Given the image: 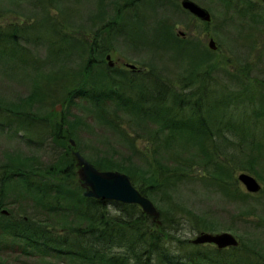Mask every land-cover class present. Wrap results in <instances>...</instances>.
Wrapping results in <instances>:
<instances>
[{
	"label": "trees",
	"instance_id": "trees-1",
	"mask_svg": "<svg viewBox=\"0 0 264 264\" xmlns=\"http://www.w3.org/2000/svg\"><path fill=\"white\" fill-rule=\"evenodd\" d=\"M20 1L4 0L0 9L20 7ZM138 1L96 0L92 7L96 11L87 15L97 25L92 37L64 33L59 41L49 42L48 54L40 60L19 50L16 29L0 26V61L18 56L24 64L21 71L26 64L33 68L26 96L8 103L3 99L4 107L0 100L9 122L18 120L16 129L5 128L0 121V132L16 133L18 128L34 132L32 128L38 125L53 150L50 161L39 151L43 143L30 153L2 152L0 255L20 246L25 254L39 253L43 264H264L252 242L245 247L239 240L235 247L219 249L171 235L174 220L167 223L161 214L172 208L160 207L158 225L136 204L82 195L69 139L75 140V149L81 152L80 137L87 131L96 143L92 156L85 158L100 170L128 174L132 184L154 201L162 185L169 187L195 167L202 171L201 182L212 185L213 191L227 198L232 195L226 191H238L237 201H242L246 194L238 187L230 188L236 184L229 182L231 169L250 171L257 164L264 172V83L256 79L259 86L255 87L235 74L231 76L235 75L233 82L238 86L220 80L211 51L195 38L176 35L170 16L163 14L155 21L138 16ZM146 1L155 7L157 0ZM242 2L237 12L248 19L246 24L242 21L247 31L244 37L251 38L252 29H264V0ZM227 5L235 7L239 0H227ZM45 28L53 34L61 29L50 21ZM119 47L145 54L147 59L137 62L143 68L108 66L107 52ZM56 103L67 107L57 111ZM71 106L79 112L72 113ZM233 110H241L239 119L232 117ZM137 138L150 143L151 162L139 158L140 151L133 144ZM8 195L18 204L29 201L40 217H13L3 199ZM2 209L8 214L1 213ZM243 209V215L255 214ZM216 220V216L197 215L195 222L207 232L230 227ZM165 239L186 244L190 252L181 257L166 251Z\"/></svg>",
	"mask_w": 264,
	"mask_h": 264
},
{
	"label": "rangeland",
	"instance_id": "rangeland-1",
	"mask_svg": "<svg viewBox=\"0 0 264 264\" xmlns=\"http://www.w3.org/2000/svg\"><path fill=\"white\" fill-rule=\"evenodd\" d=\"M95 1L56 0L55 2H40V0H22L19 2V5L21 4L20 7L7 5V7L14 9L12 11H6L5 8L7 7L0 9V26L4 30L16 29L18 43L22 46V49L19 50H24L26 52L25 56L32 55L40 60L48 54L47 48L49 42L51 40L59 41L64 33L77 38L92 37L93 30L97 25L92 20H89L87 15L88 11L92 10ZM180 1L157 0L155 7H151L146 0H139L135 8L137 9L138 16H143L148 21H155L163 14L165 17L170 16V19L175 23L174 32L176 35H179V31H182L184 36L195 38V40L213 53V60L218 67L215 72L220 80L225 82L231 81L233 85L238 86L237 82H233L236 75L235 77L238 76L243 81L251 82L255 87L259 86L255 82L256 79L264 83V29L261 31L252 29V37H244L247 31L243 29L244 23L242 21L246 24L248 19L240 16L237 12L238 6L243 5L242 0H239V5L232 8L227 5V0H194L209 11L211 21L207 24L188 12L181 10ZM233 4L236 5L235 3ZM0 6H5L4 0H0ZM108 13L111 14V10H108ZM45 19L61 27L58 34H53L52 30L49 31L45 28L46 24H48V21L45 22ZM42 20L43 22L41 23ZM239 20H241L240 24H238ZM258 27L260 26L258 25ZM210 38H213L216 42V50L208 47V40ZM107 54L110 55L114 65L119 67H125V63H131L143 68L142 64L137 62L147 59L145 54L127 50L123 47H119L118 50L111 48ZM4 55L8 56L7 54ZM1 59L0 100L1 106L4 107L5 101L3 99H6L8 103L29 93V75L33 73V68L29 64H26V68L21 71L20 67L24 64L20 62L18 56L15 60L14 58L8 59V57H2ZM232 74H235L233 78ZM54 107L57 111H61L67 106L56 103ZM230 108L237 109L233 106H230ZM69 110L72 113L79 112L74 106L69 107ZM43 111L41 109L40 112L42 113ZM240 113L241 110H233L232 117L239 119ZM0 121L3 126H6L5 128H9L10 125L15 129L17 127L18 120L12 119L9 122L6 112L2 109H0ZM32 129L34 132L23 128H18L16 133L8 130L0 132V156L4 150L10 149L30 153L31 151H36L35 149L38 148L37 143H43L39 151L42 153L43 159L50 161L53 155L51 154V151H53L52 145L49 144L50 139L46 137L45 133L41 135L42 129L38 125ZM95 129L98 130V128L91 127V131H97ZM98 131L100 132V130ZM80 138L82 139L83 146L81 145V152L77 150L84 157L92 156V146L96 143L93 141L92 134L89 131L83 132ZM133 144L135 149L140 151L139 158L151 162L152 148L150 143L142 138H137ZM252 167H254V170L251 169L250 171L242 170L241 167L231 169V179L229 182L233 183L234 181L236 184H231L230 188L238 187L239 192L246 194L244 195L245 200L241 201L238 199L239 203H245L244 205L241 204V207L237 203L238 191H235V194L226 191L225 194L232 195L230 198H227L220 192L213 191L212 185L201 182L200 174L202 171L196 167L186 170V173L169 187L162 185L163 189L157 192L155 201L152 199L151 201L158 211L161 209L160 207L172 208L166 209L164 214H161L167 223L172 219L174 220L173 226L175 229L169 232L171 235L179 237L182 240L192 239L200 231H208L202 230L197 226L195 222L197 215L216 216L217 223L225 226L230 225V227L214 229L210 232H231L238 241H242V245L245 247L248 246L249 242H252L257 247L258 253L256 254L263 257L262 259L264 260V172L257 164ZM255 170L256 173H254ZM241 172H247L256 178L260 185L259 191L249 193L245 190L243 184L237 179L238 174ZM257 172L261 176H258ZM9 192L11 193V191ZM10 196H3V199L6 208L14 214L13 217L18 218L17 216L24 214H28L31 217L34 215V219L40 217L34 214L29 201H23L24 205L22 202L18 204L16 198H10ZM243 208L255 211V214L243 215L240 212ZM166 217L168 218L166 219ZM178 220L181 221L180 224H178ZM7 240L10 241L11 238L7 237ZM165 241L163 244L165 245L164 249L166 251L170 250L176 256L184 257L186 253L190 252L186 244H178L171 239H165ZM19 248L20 246L15 248L14 252L8 250L5 251L6 255H0V264H43L40 261L41 257L39 253L38 256L33 252L25 254ZM258 255L256 256L260 258ZM45 258L47 259L46 256ZM50 263L52 261H49Z\"/></svg>",
	"mask_w": 264,
	"mask_h": 264
},
{
	"label": "water",
	"instance_id": "water-1",
	"mask_svg": "<svg viewBox=\"0 0 264 264\" xmlns=\"http://www.w3.org/2000/svg\"><path fill=\"white\" fill-rule=\"evenodd\" d=\"M180 6L183 10L188 11L202 22L211 21L209 11L193 0H181ZM179 35L184 36V33L179 31ZM208 47L212 50L217 48L213 38L208 40ZM105 60L108 66H114V62L111 60L109 54L105 56ZM124 65L129 69L136 68V65L131 63H125ZM69 144L74 148L72 150V155L76 160L77 177L83 188V196L136 204L146 215L150 216L156 224L159 225L161 223L160 213L154 203L132 184L128 174L117 170L98 169L75 149L76 142L74 139L70 138ZM237 179L249 193L257 192L260 189V185L256 178L249 173L241 172L238 174ZM1 213L8 214V211L2 209ZM190 242L194 245L213 244L219 249L235 247L239 244L238 239L228 231L199 232L194 238L190 239Z\"/></svg>",
	"mask_w": 264,
	"mask_h": 264
}]
</instances>
